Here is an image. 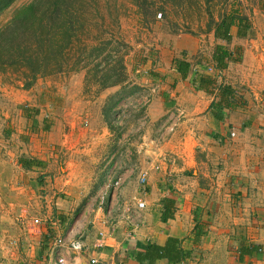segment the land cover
Here are the masks:
<instances>
[{"label": "crops", "instance_id": "0c3cea01", "mask_svg": "<svg viewBox=\"0 0 264 264\" xmlns=\"http://www.w3.org/2000/svg\"><path fill=\"white\" fill-rule=\"evenodd\" d=\"M253 1L242 8L254 15L250 18L254 34L238 39L233 29L234 41L244 46L241 61L230 64L219 78L240 92L245 106L230 112L224 122L217 121L209 111L214 97L196 90L173 68L175 80L162 98L152 102L147 116L156 122L181 108L186 118L173 134L159 136L153 131L150 135L149 131L139 163L130 168L114 160L118 152H112L114 161L103 167L112 174L99 183L96 196L84 199L87 188H81L92 179L80 178L82 165L75 160L68 164L63 179L44 177L36 182L43 192L38 211L31 209L28 182L25 188H10L15 179L3 177L0 264H54L53 241L75 236L88 248L80 264L91 259L99 264H140L137 255L147 245L164 246L169 238L177 239L186 254L174 264H264V0ZM165 101L175 105L166 108ZM66 143L70 145L63 146L72 153L71 159H77L80 141L71 136ZM87 144L93 152L96 143ZM142 171L148 172L145 187L139 184ZM112 175L122 178L121 190L108 191ZM66 187L71 202L57 197L56 190ZM165 199L176 200L174 219L168 223L162 222ZM137 201L145 202L146 208L139 210ZM196 215L205 233L198 241ZM35 219L41 220L39 226ZM253 247L260 252L241 254L243 248ZM155 264L172 263L158 260Z\"/></svg>", "mask_w": 264, "mask_h": 264}, {"label": "rangeland", "instance_id": "374dc122", "mask_svg": "<svg viewBox=\"0 0 264 264\" xmlns=\"http://www.w3.org/2000/svg\"><path fill=\"white\" fill-rule=\"evenodd\" d=\"M34 1L16 0L4 10L0 14V30L12 21L17 10ZM173 1L175 3L166 4L157 0L156 17L143 15L134 0H95L97 3L90 7L93 34L114 36L129 47L126 57L129 81L140 87V92L126 98L116 108L113 129L104 122L102 111L105 99L114 90L98 94L95 86L86 84L85 70L72 71L71 68L38 78L31 88H26L21 73L0 71V182L3 177L15 179L10 188H25L28 182L32 210L42 207L43 192L38 190L36 182L44 177L63 179L73 160L82 165L80 178L92 179L88 186L81 188H87L85 200L96 196L100 191L99 183L111 176L103 167L112 163V152H118L114 160L125 163L126 167L138 162L142 147H146L148 132L151 135L154 131L159 136L164 132L166 114L158 116L156 122H151L147 115L152 102L162 98L166 87L175 80L173 60L185 59L193 64L210 60L218 44L208 29L210 16L218 19L232 4L249 18L254 16L248 8H242L250 0ZM238 46L244 47L235 40L230 48L234 50ZM151 110L155 112V108ZM46 127L49 131H45ZM89 131L95 133L92 139H87ZM71 136L80 141L79 152L74 155L78 160L71 159L72 153L63 146L70 143V139L68 143L66 140ZM102 137L105 139L99 140ZM90 140L91 144L96 143L93 152L86 148ZM21 157L42 161L49 169L28 172L20 167L10 168L18 166ZM112 176L108 191L117 188V176ZM1 187L0 183V190ZM58 190V198H69L71 202L67 187Z\"/></svg>", "mask_w": 264, "mask_h": 264}, {"label": "trees", "instance_id": "16d2710c", "mask_svg": "<svg viewBox=\"0 0 264 264\" xmlns=\"http://www.w3.org/2000/svg\"><path fill=\"white\" fill-rule=\"evenodd\" d=\"M159 1L175 3L173 0ZM14 2L16 0H0V14ZM92 3L97 2L36 0L17 10L12 21L0 30V71L14 70L21 73L26 88H31L38 78L71 68L72 71L85 70L86 84L95 86L98 94L114 90L105 99L102 111L104 122L113 129L116 108L126 98L140 92V87L131 85L129 81L127 44L114 36L100 37L93 34L89 20ZM134 3L143 15L156 17L157 0H134ZM208 29L218 42L211 59L193 64L177 58L172 65L181 78L189 80L196 90L214 97L209 111L217 121L224 122L230 112L246 104L239 91L219 81L221 73L230 64L241 61L243 48H230L234 42L232 31L237 30L238 39L253 36L254 31L250 18L235 4L220 14L218 19L210 16ZM174 105V102L165 101L166 108ZM45 131H49V128L46 127ZM18 165L25 171L45 167L42 161L27 157H21ZM162 205V222L168 223L174 219L176 200L165 199ZM195 222V237L198 241L205 233L197 215ZM254 252L259 253L260 248H243L241 254L250 255ZM185 256L180 242L169 238L164 246L147 245L145 252L137 255V260L140 264H155L158 260L174 264L184 260Z\"/></svg>", "mask_w": 264, "mask_h": 264}, {"label": "built area", "instance_id": "2783aa9c", "mask_svg": "<svg viewBox=\"0 0 264 264\" xmlns=\"http://www.w3.org/2000/svg\"><path fill=\"white\" fill-rule=\"evenodd\" d=\"M212 72V69L209 70ZM186 118V111L181 108L175 109L173 113L168 116L167 122L164 126V135L173 134L176 132L177 128L181 125V123ZM156 170H159V166H155ZM139 184L142 187H145L148 184V172L142 171L140 174ZM123 185L122 178H117L115 182V188L118 190L120 186ZM137 207L139 210H144L146 208L145 202L137 201ZM128 208L132 206L129 203H126ZM34 224L39 226L41 224V220L35 219ZM51 251L56 255V260L54 264H80L81 257L87 252L88 248L81 240L80 237H76L73 239H63L56 238L51 246ZM70 256V259L67 257ZM90 264H99L97 259H91Z\"/></svg>", "mask_w": 264, "mask_h": 264}, {"label": "water", "instance_id": "95a60500", "mask_svg": "<svg viewBox=\"0 0 264 264\" xmlns=\"http://www.w3.org/2000/svg\"><path fill=\"white\" fill-rule=\"evenodd\" d=\"M81 264H88V263L84 260ZM89 264H90V262H89Z\"/></svg>", "mask_w": 264, "mask_h": 264}]
</instances>
